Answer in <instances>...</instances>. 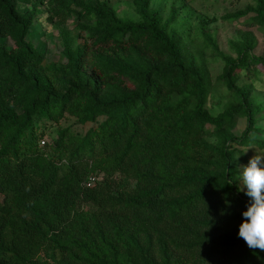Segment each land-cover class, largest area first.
I'll return each instance as SVG.
<instances>
[{
    "label": "trees",
    "instance_id": "obj_1",
    "mask_svg": "<svg viewBox=\"0 0 264 264\" xmlns=\"http://www.w3.org/2000/svg\"><path fill=\"white\" fill-rule=\"evenodd\" d=\"M129 1L136 19L0 0V264H264L238 236L237 177L264 154V0L222 17L229 52L187 0ZM40 18L56 60L31 39Z\"/></svg>",
    "mask_w": 264,
    "mask_h": 264
},
{
    "label": "rangeland",
    "instance_id": "obj_2",
    "mask_svg": "<svg viewBox=\"0 0 264 264\" xmlns=\"http://www.w3.org/2000/svg\"><path fill=\"white\" fill-rule=\"evenodd\" d=\"M111 5L117 10L118 14L122 18H135L134 9L129 0H109ZM177 6H182L184 2L182 0H154V4H162L164 8L170 7L172 4ZM187 7L185 8L182 18H187L190 24L196 26L200 25L202 21L211 22L210 29L215 34L216 39L219 42V45L222 50L229 52L228 42L231 40L240 39L239 27L232 26L226 22H223L221 19L223 16L234 13L237 11H242L251 4V0H216V2H211L208 5H202L199 0H187ZM27 6H21L23 11H26ZM43 8L42 10H45ZM136 19V18H135ZM215 21V22H213ZM69 27V24L66 25ZM259 39L264 42V38L261 34L256 33ZM35 45L40 47L43 50H46V54L50 57L51 60H56L58 53L61 51L62 42L59 35V30L55 29L54 26L50 25L46 20L40 18L39 25H37L31 37ZM261 42V43H262ZM218 65L214 66V69L217 70ZM222 91L216 92L209 101V105L213 113H218L221 111L222 105L220 101L222 100ZM241 131V127L237 129ZM50 138H45V141L50 142Z\"/></svg>",
    "mask_w": 264,
    "mask_h": 264
},
{
    "label": "clouds",
    "instance_id": "obj_3",
    "mask_svg": "<svg viewBox=\"0 0 264 264\" xmlns=\"http://www.w3.org/2000/svg\"><path fill=\"white\" fill-rule=\"evenodd\" d=\"M241 169L237 176L242 186L240 191L250 198V202L242 214L244 222L238 236L250 249L264 251V154L255 155Z\"/></svg>",
    "mask_w": 264,
    "mask_h": 264
}]
</instances>
